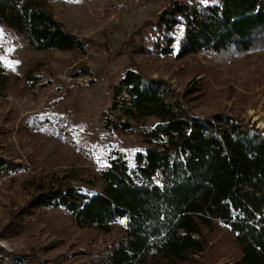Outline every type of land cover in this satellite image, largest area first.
<instances>
[{
    "label": "rangeland",
    "instance_id": "1",
    "mask_svg": "<svg viewBox=\"0 0 264 264\" xmlns=\"http://www.w3.org/2000/svg\"><path fill=\"white\" fill-rule=\"evenodd\" d=\"M212 0H53L49 10L65 30L85 41L83 50L28 48L22 36L0 24V61L7 75L0 84V157L11 166L0 174L2 264H102L125 235L119 219L107 232L78 225L61 208H37L38 190L71 183L96 192L93 179L115 153L128 157L146 144L135 132L106 125L127 120L119 80L128 69L143 84L156 80L167 98L200 118L230 117L264 132V49L242 53L197 52L176 56L182 28L158 25L171 4ZM103 3L126 6L113 20L95 23ZM170 47V53L158 49ZM130 100L129 98H127ZM130 120V119H129ZM154 116L131 120L142 128ZM194 259L170 261L159 255L146 264H235L234 235L214 222Z\"/></svg>",
    "mask_w": 264,
    "mask_h": 264
},
{
    "label": "trees",
    "instance_id": "2",
    "mask_svg": "<svg viewBox=\"0 0 264 264\" xmlns=\"http://www.w3.org/2000/svg\"><path fill=\"white\" fill-rule=\"evenodd\" d=\"M53 0H0V24L22 36L31 49L83 50L85 41L64 29L49 10ZM158 25L181 27L176 56L230 49H264V0H212L173 3ZM170 53L172 48L158 49ZM7 78L0 61V84ZM128 69L113 101L127 120L109 127L138 133L145 142L132 157L115 153L93 179L94 193L71 183L40 188L37 208H61L78 225L102 232L124 220L125 235L102 264H146L150 257L185 261L205 249L203 229L214 222L234 235L235 264H264V132L230 117L200 118L167 98L156 80ZM129 98L130 100H128ZM154 116L150 128L132 124ZM130 119V120H129ZM11 166L0 157V174ZM3 256L0 254V264Z\"/></svg>",
    "mask_w": 264,
    "mask_h": 264
},
{
    "label": "built area",
    "instance_id": "3",
    "mask_svg": "<svg viewBox=\"0 0 264 264\" xmlns=\"http://www.w3.org/2000/svg\"><path fill=\"white\" fill-rule=\"evenodd\" d=\"M123 4H108L103 3L95 10V23L101 25L104 22L113 20L125 8Z\"/></svg>",
    "mask_w": 264,
    "mask_h": 264
}]
</instances>
